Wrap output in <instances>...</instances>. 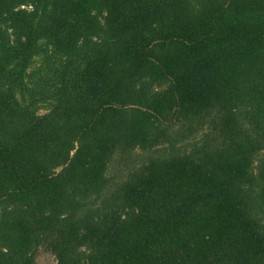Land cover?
Returning <instances> with one entry per match:
<instances>
[{
    "label": "trees",
    "instance_id": "obj_1",
    "mask_svg": "<svg viewBox=\"0 0 264 264\" xmlns=\"http://www.w3.org/2000/svg\"><path fill=\"white\" fill-rule=\"evenodd\" d=\"M264 264V0H0V264Z\"/></svg>",
    "mask_w": 264,
    "mask_h": 264
},
{
    "label": "rangeland",
    "instance_id": "obj_2",
    "mask_svg": "<svg viewBox=\"0 0 264 264\" xmlns=\"http://www.w3.org/2000/svg\"><path fill=\"white\" fill-rule=\"evenodd\" d=\"M39 264H54V262L49 258H46L45 260H39Z\"/></svg>",
    "mask_w": 264,
    "mask_h": 264
}]
</instances>
